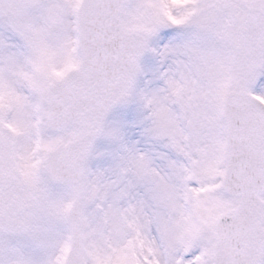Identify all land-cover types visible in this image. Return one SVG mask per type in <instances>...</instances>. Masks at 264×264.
Here are the masks:
<instances>
[{
  "label": "snow or ice",
  "instance_id": "6c2138e0",
  "mask_svg": "<svg viewBox=\"0 0 264 264\" xmlns=\"http://www.w3.org/2000/svg\"><path fill=\"white\" fill-rule=\"evenodd\" d=\"M0 264H264V0H0Z\"/></svg>",
  "mask_w": 264,
  "mask_h": 264
}]
</instances>
